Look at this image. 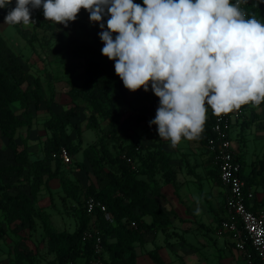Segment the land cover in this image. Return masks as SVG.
<instances>
[{"label": "trees", "instance_id": "trees-1", "mask_svg": "<svg viewBox=\"0 0 264 264\" xmlns=\"http://www.w3.org/2000/svg\"><path fill=\"white\" fill-rule=\"evenodd\" d=\"M135 2L143 6V0ZM15 6L12 0L7 8H0V23H5L4 17ZM242 8L248 16H255L264 22L262 0L253 5L244 4ZM53 39L56 54L71 50L84 61L88 80L78 84L68 79L67 96L72 105L59 113L50 111V118L45 125L52 134L43 145L47 161L44 158L32 161L27 146L20 147L17 143V131L22 126L30 129L31 108L37 109L46 103L49 110L50 105L44 97L40 78L24 68L15 52L0 36V134L6 140V147L13 157L9 164L0 165V214L7 226L17 223L30 230H35L40 220L43 238L47 240L49 252L54 255L55 264H90L94 241L83 240L82 235L91 222V215L84 208V198L93 197L105 206L106 212L113 219V223H110L99 210L93 214L103 248L102 264H136L134 244L143 242L146 231L159 229L166 232L170 225L168 215L158 203L161 184H175V171L170 156L164 148V140L159 139L158 135L144 147L131 134L123 131L126 111L136 115L135 128L157 132V126H149L152 118L148 115L147 107L130 106L120 91L122 80L109 62L96 49L85 42H77L65 30L54 33ZM78 102L90 110L85 130L95 129L100 122H105L107 126L97 144H89L82 150L92 176V180L85 186L68 177L63 168L68 165H64L59 158L51 159V155L61 148L73 156L82 144L81 124L75 121L80 115ZM15 103L21 109L19 116L12 108ZM262 104L264 102L259 105ZM256 106L248 103L229 113L216 115L206 105L208 112L203 130L194 139L182 137L181 140L206 148L209 140L215 137L212 127L217 117L221 116L222 122L231 128L243 118L247 110ZM235 114L238 116L233 120ZM251 122L242 120L240 129L247 128ZM70 127L77 139L76 144H73L72 136L67 133ZM104 139L117 145L118 153L113 154ZM237 159L241 162L240 156ZM260 164L264 166V153ZM240 165L245 190H252L256 196L260 188L264 194V177L254 170L244 174L243 163ZM214 177L220 181L217 166ZM18 179H22L25 186L12 194L10 190L15 187L14 180ZM53 180L58 181L65 198L78 203V225L73 233L58 231L50 222L48 214L35 207L34 195ZM252 210L264 213V196L255 202ZM145 217L150 219L149 223L144 220ZM131 223L135 227H131ZM246 248L252 252L249 243H246ZM16 255L17 264H34L25 251L17 250ZM149 257L153 264H165L158 254V248L153 249Z\"/></svg>", "mask_w": 264, "mask_h": 264}, {"label": "clouds", "instance_id": "clouds-1", "mask_svg": "<svg viewBox=\"0 0 264 264\" xmlns=\"http://www.w3.org/2000/svg\"><path fill=\"white\" fill-rule=\"evenodd\" d=\"M12 0H0L7 8ZM264 2V0H262ZM247 0H16L5 24L75 21L81 8L98 23L102 55L132 92L143 88L159 98V138L172 146L194 139L210 106L216 115L264 102V22L248 16ZM107 16L106 28L103 17ZM113 33L118 35L113 38Z\"/></svg>", "mask_w": 264, "mask_h": 264}, {"label": "rangeland", "instance_id": "rangeland-1", "mask_svg": "<svg viewBox=\"0 0 264 264\" xmlns=\"http://www.w3.org/2000/svg\"><path fill=\"white\" fill-rule=\"evenodd\" d=\"M14 2L16 4V0ZM133 3L136 2L133 0ZM29 7L31 19L36 23L24 25L21 22L15 27L0 23V36L15 52L24 68L42 81L44 97L50 105L49 110L46 103L37 109L31 108V127L29 130L26 126L20 127L16 139L20 147L27 146L32 161L43 158L47 161L44 156L43 145L52 134L45 125L50 118V111L59 113L72 105L67 96L68 79H72L78 84H83L88 80L84 61L76 53L71 50H63L56 54L53 34L65 30L77 42L89 44L101 55L104 43L98 35L101 31L99 24L90 22L89 12L83 8L77 14V19L67 22V27H65L63 24L46 20L42 7L35 10H32L31 6ZM105 18L107 17H103V22L106 28L107 20ZM117 35L118 33H113V38L115 39ZM102 56L114 68L115 61ZM120 91L130 106L135 108L147 107L149 117L155 118L160 100L152 92L151 82L149 83V91L145 92L143 88H140L132 92L124 86L122 81ZM77 104L80 108V115L75 121H79L81 124L82 144L71 156V164L63 168L70 179L85 186L92 180V176L88 162L82 155V150L89 144H97L107 126L105 122H100L95 129L85 130L84 127L90 110L80 102ZM12 108L17 116L21 114V109L17 103L13 104ZM135 118L136 115H131L129 111H126L125 121L122 124L123 131L131 134L136 142L147 147L156 138L158 132L143 130L140 127L135 128ZM242 120L252 121L251 125L241 130L240 122ZM67 133L72 136L73 144H76L77 139L71 127L67 129ZM229 135L232 147L236 151V156H240L245 171L249 173L254 170V172H259L261 177H264V166L260 164L261 155L264 153V104L247 110L243 118L230 128ZM163 140L166 150L168 140ZM104 142L113 154L118 153L117 145H114L112 141L104 139ZM191 143L189 142V144ZM192 145L198 144L192 143ZM198 149L200 150V148ZM12 159L13 157L6 147V140L0 134V165L9 164ZM14 181L15 187L10 190L12 194L25 186L22 179ZM161 181L160 179L159 182ZM49 183L42 186L34 195L33 201L36 209L46 212L50 222L58 231L75 232L78 225V203L64 197L58 181L53 180L51 184ZM145 219L148 223L150 222L148 217ZM39 221L35 230L22 227L17 223L7 226L0 214V264H17V250L25 251L32 258L34 264H55L54 255L48 250L47 240L43 238ZM168 230L169 228L166 232L159 229L149 231L155 238L171 234L167 232Z\"/></svg>", "mask_w": 264, "mask_h": 264}, {"label": "crops", "instance_id": "crops-1", "mask_svg": "<svg viewBox=\"0 0 264 264\" xmlns=\"http://www.w3.org/2000/svg\"><path fill=\"white\" fill-rule=\"evenodd\" d=\"M258 2L247 0L244 4ZM166 151L175 171V184H161L158 203L169 217L167 232L171 234L153 238L152 232L146 231L143 242L134 244L136 264H153L149 253L155 248L165 264H243L232 235L221 231V222L227 218L226 190L214 177L216 165L210 153L184 140L175 146L168 140ZM244 174H248L245 169ZM262 196L259 188L255 202Z\"/></svg>", "mask_w": 264, "mask_h": 264}, {"label": "built area", "instance_id": "built-area-1", "mask_svg": "<svg viewBox=\"0 0 264 264\" xmlns=\"http://www.w3.org/2000/svg\"><path fill=\"white\" fill-rule=\"evenodd\" d=\"M237 116V114L233 115L232 119L235 120ZM229 130L228 125L222 122V117H217L212 127L215 137L209 140L206 146L219 169L220 183L226 190L227 218L221 222V231L232 235L234 249L240 255L243 264H264V213L252 210L255 194L252 190H245L241 165L232 147ZM56 158H59L64 165L71 164V156L65 148L51 155V159ZM84 208L91 215V222L82 239L94 241V254L90 264H102L103 248L93 214L99 210L110 223H113V219L106 212L105 206L93 197L84 198ZM130 226L135 227V224L131 223ZM246 243H249L252 252L246 248Z\"/></svg>", "mask_w": 264, "mask_h": 264}]
</instances>
